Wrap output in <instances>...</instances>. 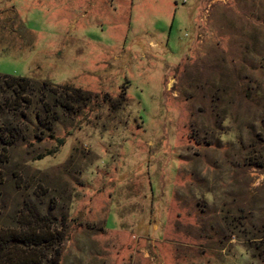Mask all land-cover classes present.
I'll use <instances>...</instances> for the list:
<instances>
[{"label":"rangeland","instance_id":"1","mask_svg":"<svg viewBox=\"0 0 264 264\" xmlns=\"http://www.w3.org/2000/svg\"><path fill=\"white\" fill-rule=\"evenodd\" d=\"M0 264H264V0H0Z\"/></svg>","mask_w":264,"mask_h":264},{"label":"trees","instance_id":"2","mask_svg":"<svg viewBox=\"0 0 264 264\" xmlns=\"http://www.w3.org/2000/svg\"><path fill=\"white\" fill-rule=\"evenodd\" d=\"M4 79H5V84L11 90L14 99L20 100V102H26V101L29 102V99L34 97L36 95V92L41 94V96H44V95L46 96L47 94L45 89L37 90L35 88L36 86L32 85V83L26 78L4 75ZM64 90L65 92L63 91V93L60 94L61 98H63L65 101H68L72 105L78 100H81L83 99V97H85L84 96L85 94L80 92L79 89H74V88L65 86ZM65 106L68 107V104ZM34 233L36 234H33L30 238L23 237L22 235L20 242L24 245L28 243L36 245V244H39V242L47 239L44 232L41 234V237L39 238L37 237V235H39L40 231L39 232L35 231Z\"/></svg>","mask_w":264,"mask_h":264}]
</instances>
